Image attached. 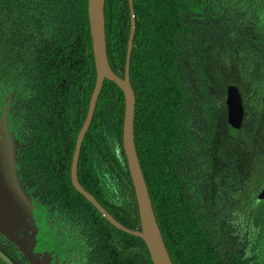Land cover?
Wrapping results in <instances>:
<instances>
[{"label":"trees","instance_id":"1","mask_svg":"<svg viewBox=\"0 0 264 264\" xmlns=\"http://www.w3.org/2000/svg\"><path fill=\"white\" fill-rule=\"evenodd\" d=\"M132 8L134 146L172 264H264V0ZM104 20L109 66L123 78L128 0H105ZM0 69L19 83V99L29 96L26 187L50 253L65 264H152L140 239L112 227L71 184L96 77L87 0H0ZM230 88L243 112L233 128ZM123 113L121 91L105 81L77 179L117 223L139 231ZM0 264H28L1 235Z\"/></svg>","mask_w":264,"mask_h":264},{"label":"water","instance_id":"2","mask_svg":"<svg viewBox=\"0 0 264 264\" xmlns=\"http://www.w3.org/2000/svg\"><path fill=\"white\" fill-rule=\"evenodd\" d=\"M105 0H87V15L91 37L92 55L95 67V84L89 100L85 121L78 133L72 156L70 179L75 191L80 194L93 208L116 230L140 239L149 254L152 264H172L158 228L147 187L141 172L134 146V112L135 96L130 85V57L134 38V12L132 0H128L130 13V32L126 49L123 78L116 76L108 62L104 20ZM105 81L113 83L122 93L124 113L122 125V147L135 194L140 230H129L117 223L97 202L84 191L78 183L77 164L81 145L91 124L97 100ZM240 98L233 88L227 95L228 125L230 128L239 125L242 119ZM15 152L8 153L10 158V173L7 179L0 183V235L14 245L28 264H50V257L40 258L34 253L33 238L29 232L34 228L33 206L19 185L14 169ZM264 202V187L260 191L257 202Z\"/></svg>","mask_w":264,"mask_h":264},{"label":"flooded vegetation","instance_id":"3","mask_svg":"<svg viewBox=\"0 0 264 264\" xmlns=\"http://www.w3.org/2000/svg\"><path fill=\"white\" fill-rule=\"evenodd\" d=\"M8 70L10 69H0V183L5 181L9 176L10 158L8 157V153L15 149L14 169L17 179L33 206L34 228L29 234L33 238L34 253L39 255L40 258L49 256L50 264H65L58 261V258L50 253L44 245L42 238H40L42 224H45L41 223L42 219L39 217L38 209L35 208L32 196L26 187V181L29 177V130L32 120L29 96L24 93L22 100L19 99L18 91L14 89L19 86V83L14 82L13 78L5 74ZM25 79L27 81L26 77ZM27 82L23 81V84L26 85ZM26 132L27 136L25 135ZM35 230H37V234Z\"/></svg>","mask_w":264,"mask_h":264}]
</instances>
